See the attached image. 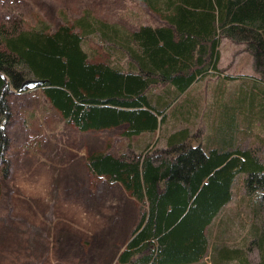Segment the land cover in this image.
<instances>
[{"label": "trees", "instance_id": "1", "mask_svg": "<svg viewBox=\"0 0 264 264\" xmlns=\"http://www.w3.org/2000/svg\"><path fill=\"white\" fill-rule=\"evenodd\" d=\"M139 1L158 14L157 24L129 29L88 10L55 27L40 18L29 28L11 19L0 22V157L10 144L8 95L24 91L26 80L43 81L33 88L77 130L120 128L129 139L154 133L174 104L173 113L186 103L187 109L173 118L192 123L197 104L182 94L204 76L222 72V38L243 44L258 77H235L246 76L249 84L233 95L221 88L229 108L216 124L214 111L211 119L206 112L204 131L184 126L170 133L164 146L146 143L139 151L93 150L84 164L91 176L120 184L137 203L138 219L128 229L118 264H189L206 256L210 264L228 259L264 264V137L244 146L232 139L254 127L264 132V0ZM90 37L111 59L90 58L95 51L83 47ZM237 180L245 190L242 202L251 209L241 246L229 242L234 220L224 213ZM1 185L2 179L0 190ZM238 216L245 228L248 222ZM252 247L256 261L248 257Z\"/></svg>", "mask_w": 264, "mask_h": 264}, {"label": "rangeland", "instance_id": "2", "mask_svg": "<svg viewBox=\"0 0 264 264\" xmlns=\"http://www.w3.org/2000/svg\"><path fill=\"white\" fill-rule=\"evenodd\" d=\"M85 10L129 29L139 23L159 22L158 14L149 12L139 0H0V22L11 19L29 28L40 18L55 27L61 19L72 21ZM86 42L83 47L88 52L95 51L91 59H111L93 37ZM219 49L218 66L222 72L204 76L181 96L189 95L197 104L190 117L192 123L183 117L173 118L178 111L187 109L186 103L173 113L174 104L154 133L129 139L121 136L120 128L77 130L62 119L40 88L11 90L8 97L12 112L7 130L10 144L0 157V264H118L117 255L130 233L128 229L138 219L137 203L120 184L108 185L91 176L84 158L93 150L139 151L146 143L161 147L170 133L184 126L204 131L202 118L206 112L211 119L210 112L214 111L216 124L221 112L229 108L228 96L221 97V88L225 86V93L233 95L236 90H248L249 84L246 76L239 82L233 80L235 77H258L252 55L243 44L222 38ZM225 75L233 78L223 79ZM258 128L242 137L236 132L233 143L254 144L264 137ZM261 155L264 156V145ZM235 183V196L224 213L234 220V236L229 242L241 246L239 235L247 232L251 209L242 202L245 190L239 180ZM239 213L244 224L248 222L245 228L239 225ZM248 257L257 260L256 248L252 247ZM236 262L228 259L220 264ZM210 263L206 256L189 264Z\"/></svg>", "mask_w": 264, "mask_h": 264}, {"label": "water", "instance_id": "3", "mask_svg": "<svg viewBox=\"0 0 264 264\" xmlns=\"http://www.w3.org/2000/svg\"><path fill=\"white\" fill-rule=\"evenodd\" d=\"M42 82L43 81H41V80H35V79L26 80L20 86V90L31 89V88L41 84Z\"/></svg>", "mask_w": 264, "mask_h": 264}, {"label": "bare ground", "instance_id": "4", "mask_svg": "<svg viewBox=\"0 0 264 264\" xmlns=\"http://www.w3.org/2000/svg\"><path fill=\"white\" fill-rule=\"evenodd\" d=\"M36 80H37V79H36ZM163 111H164V110H163ZM255 128H256V127H255ZM257 130H258V129H257ZM152 147H153V146H152ZM152 147H151V148H152ZM263 188H264V187H263ZM261 192H262V191H261Z\"/></svg>", "mask_w": 264, "mask_h": 264}]
</instances>
